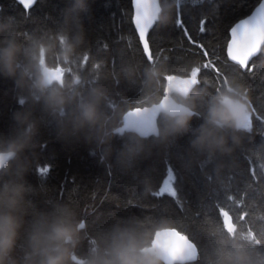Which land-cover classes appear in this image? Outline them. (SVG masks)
Masks as SVG:
<instances>
[{
	"label": "trees",
	"instance_id": "1",
	"mask_svg": "<svg viewBox=\"0 0 264 264\" xmlns=\"http://www.w3.org/2000/svg\"><path fill=\"white\" fill-rule=\"evenodd\" d=\"M160 2L161 19L148 34L155 58L149 62L134 27L132 0H81L80 4L77 0H36L27 7L17 0H0V47L13 35L33 54L45 45L48 52L39 63L61 66L65 95L79 93L87 98L94 88L106 91L100 132L86 129L66 138L58 116L42 102H34L27 88L0 76V150L22 130L13 113H31L39 129L32 146L21 154L28 165L23 180L27 188L24 226L15 252L21 264L29 251L28 234L33 225L58 218L86 223L75 248L76 255L84 259L90 257L93 247H106L122 232L148 248L155 232L164 227L176 228L198 248L196 260L175 264H220L224 253L237 244L264 254V243L253 242L264 232V173L260 167L264 163V43L249 63L252 71L226 56L230 27L259 0H184L179 15L170 10L177 0ZM81 32L85 36L82 43L77 41ZM204 50L208 56L202 55ZM210 60L227 74V80L211 66L203 67ZM25 62L21 57V63ZM29 67L37 73L35 61ZM172 75L196 77L188 94L197 97L194 101L174 95L187 106L195 105L191 130L165 138L170 121L161 114L151 133L116 132L127 111L164 96L166 80ZM236 80L244 84L251 104V138L240 133L243 144L233 155H217L209 162L190 141L217 98L234 95L229 89ZM74 107L71 104L67 110ZM96 135H105L108 143L98 146L95 139H85ZM108 147L112 155L101 163ZM126 148L142 150L130 165L117 164L116 154ZM220 162L225 165L223 183L215 174ZM16 163L0 172V185L18 179ZM45 167L47 173L41 174ZM169 167L173 170L170 184L177 195L157 196ZM220 206L232 209L230 217L219 214ZM245 213L238 222L237 217Z\"/></svg>",
	"mask_w": 264,
	"mask_h": 264
},
{
	"label": "clouds",
	"instance_id": "2",
	"mask_svg": "<svg viewBox=\"0 0 264 264\" xmlns=\"http://www.w3.org/2000/svg\"><path fill=\"white\" fill-rule=\"evenodd\" d=\"M77 3L80 4L81 0H77ZM177 4L180 9L184 6V0H177L170 6V10H178ZM155 16L154 23L159 22L160 13H155ZM84 39V33L81 32L77 41L82 43ZM65 47L67 50L71 49V45L66 42ZM47 52L48 48L41 44L33 54L24 49L14 35L7 37L4 45L0 47V76L13 79L19 88H27L34 102H42L46 110L58 116L61 134L66 138L75 137L86 129L99 133L105 120L101 106L106 102V91L103 88H94L87 98L81 97L79 93L74 96L65 95L61 82L50 71H45L48 65L39 63ZM21 57L26 61L23 64ZM63 58H68V51H65ZM33 61L38 66L36 74L29 67ZM229 90L234 95L217 98L218 102L208 109L204 122L194 130V139L190 141L191 147L209 162L217 155H233L243 144L240 133H247L251 138V104L245 95V86L236 80L235 87H230ZM179 95L191 101L197 98L189 97L188 91H181ZM20 103L23 105L24 101L21 100ZM71 104L75 107L67 110ZM194 109V104L187 106L179 102H174L167 108L165 115L170 123L164 133L165 138L168 135L189 132L190 122L196 115ZM13 120L22 126V130L8 143L6 149L0 150V172H5L13 162H17L18 179L8 180L0 185V264H21L16 259L15 252L24 226L27 188L23 180L28 172V165L21 158V154L32 146L39 131L29 112L17 111L13 113ZM156 134L160 135L159 132ZM85 139H95L98 146L108 143L105 135L86 136ZM141 150H121L116 154V163L130 165ZM111 155L112 149L105 148L101 163L107 161ZM224 168L223 162L215 166L217 180L221 183ZM261 172L264 173V167H261ZM85 227L84 221L72 223L62 218L50 223L36 222L28 234L29 251L22 264H166L164 258L156 252L146 251V246L135 236L123 232L114 235L106 247H93L89 258L78 257L75 248L80 242L79 234ZM220 264H264V254H254L244 245L237 244L224 253Z\"/></svg>",
	"mask_w": 264,
	"mask_h": 264
},
{
	"label": "water",
	"instance_id": "3",
	"mask_svg": "<svg viewBox=\"0 0 264 264\" xmlns=\"http://www.w3.org/2000/svg\"><path fill=\"white\" fill-rule=\"evenodd\" d=\"M17 1L25 5L24 0H17ZM33 1L34 0H31V3ZM137 3L140 5L150 6L155 13L161 12L160 0H137ZM259 3L260 1L255 5V7L250 11L249 14L237 20L229 29V39L226 44V56L231 62L237 65L239 64L236 63L235 61H232L228 55V48L233 39L231 34V29L233 26H235V24L239 23L240 21L250 16L253 13V11L259 6ZM132 6H133L134 27L138 34V30L135 26V15H136L135 0H132ZM155 21H156V16H155ZM151 29L152 28L148 30L147 35L149 34V31ZM262 45L263 43L261 44V47ZM256 55H258V53ZM256 55L250 58L249 63ZM45 71H50L52 76L55 79L59 80L62 85L64 75L60 65L56 67L45 68ZM195 84H196V77L193 75L190 77H180V76L168 77L165 83L164 96L156 103L143 107H136L134 109L127 111L122 117L121 124L118 127H116L115 131L116 132L126 131V132H133L136 134H148L155 131L158 126V119L160 115L165 114V110L170 106H172L174 102L183 103L181 101L176 100L174 98V95L175 94L179 95V92L181 91H188L189 94L193 89V87L195 86ZM153 115L155 116L154 127L151 130H146L143 133L140 130H138V128L136 127L137 123L146 118L152 117ZM146 251L156 252L158 255L164 258L166 264L192 262L196 260L198 256V248L196 244L188 237L184 236L176 228L173 227H164L157 230L154 234L151 245L148 248H146Z\"/></svg>",
	"mask_w": 264,
	"mask_h": 264
},
{
	"label": "snow or ice",
	"instance_id": "4",
	"mask_svg": "<svg viewBox=\"0 0 264 264\" xmlns=\"http://www.w3.org/2000/svg\"><path fill=\"white\" fill-rule=\"evenodd\" d=\"M195 3L196 0H193ZM25 6H29L31 0H24ZM135 26L138 30L139 40L142 44L144 53L146 55L147 61L154 60L150 48V41L148 38V30L153 26L157 25L155 22V12L148 5H140L135 0ZM177 15H179V9L177 10ZM177 24H180L179 19H177ZM182 26V24L180 25ZM203 26L201 31H203ZM232 42L228 48V55L232 61L238 63L241 67L246 68L248 71H252V66H249V60L251 57L256 55L261 51V44L264 43V0H260L259 6L253 11V13L248 16L246 19L235 24L231 29ZM202 47V46H201ZM202 55L208 56V51L204 50ZM211 66L213 70L217 73L218 76L224 77L225 80L228 79L227 74L222 72V69L215 66V60L208 61L203 67ZM199 75V74H198ZM155 116L146 118L142 121H139L136 125L138 130L142 133L146 130H151L154 127ZM257 120L262 119V117L257 116ZM260 167H264V163L260 164ZM41 174H46L48 168L45 167L40 170ZM254 174V173H253ZM255 175V174H254ZM173 180V170L169 167L167 170V177L163 182V185L160 187L159 191L155 193L157 196L164 195L165 193L170 194L175 197L177 195L174 188L171 186L170 182ZM229 201L233 200L232 196L227 198ZM232 209H227L223 206L219 207V214L224 218L225 215L229 216ZM244 215L237 217V221L244 220ZM252 230L251 228H249ZM255 244L264 243V232L260 233L259 236L254 240Z\"/></svg>",
	"mask_w": 264,
	"mask_h": 264
},
{
	"label": "bare ground",
	"instance_id": "5",
	"mask_svg": "<svg viewBox=\"0 0 264 264\" xmlns=\"http://www.w3.org/2000/svg\"><path fill=\"white\" fill-rule=\"evenodd\" d=\"M35 1H36V0H34L32 3H34ZM259 1H260V0H259ZM32 3H30L29 5H31ZM160 3H161V2H160ZM132 7H133V6H132ZM254 7H255V6H254ZM254 7H253V8H254ZM249 13H250V12H249ZM249 13H248V14H249ZM152 28H153V27H152ZM229 61H230V60H229ZM240 67H241V66H240ZM172 76H180V75H172ZM172 76H170V77H172ZM190 76H192V75H188V76H180V77H190ZM195 85H196V84H195ZM194 87H195V86H194ZM194 87H193V88H194Z\"/></svg>",
	"mask_w": 264,
	"mask_h": 264
}]
</instances>
